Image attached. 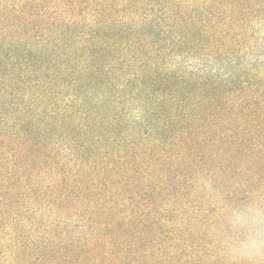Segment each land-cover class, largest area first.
<instances>
[{"label": "trees", "instance_id": "trees-1", "mask_svg": "<svg viewBox=\"0 0 264 264\" xmlns=\"http://www.w3.org/2000/svg\"><path fill=\"white\" fill-rule=\"evenodd\" d=\"M67 6L0 32V264H247L264 0Z\"/></svg>", "mask_w": 264, "mask_h": 264}, {"label": "clouds", "instance_id": "clouds-1", "mask_svg": "<svg viewBox=\"0 0 264 264\" xmlns=\"http://www.w3.org/2000/svg\"><path fill=\"white\" fill-rule=\"evenodd\" d=\"M228 223L242 238L224 240V255L257 264L258 259L264 258V207L252 205L233 209Z\"/></svg>", "mask_w": 264, "mask_h": 264}, {"label": "rangeland", "instance_id": "rangeland-1", "mask_svg": "<svg viewBox=\"0 0 264 264\" xmlns=\"http://www.w3.org/2000/svg\"><path fill=\"white\" fill-rule=\"evenodd\" d=\"M40 12L56 13L66 20H72L76 13L67 6V0H0V32L20 29L24 21L28 18L36 20Z\"/></svg>", "mask_w": 264, "mask_h": 264}]
</instances>
